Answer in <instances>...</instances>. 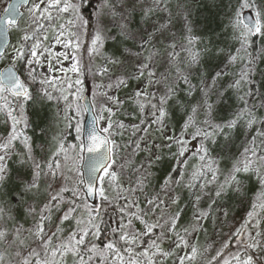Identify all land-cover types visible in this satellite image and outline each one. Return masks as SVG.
Listing matches in <instances>:
<instances>
[{
  "label": "snow or ice",
  "instance_id": "snow-or-ice-1",
  "mask_svg": "<svg viewBox=\"0 0 264 264\" xmlns=\"http://www.w3.org/2000/svg\"><path fill=\"white\" fill-rule=\"evenodd\" d=\"M25 3L23 24L15 4L0 16V62L8 61L0 112L10 122L0 137V264H166L172 257V264H196L211 250L199 246L206 223L219 220L223 231L232 204L248 201L253 178L259 191L207 264H264V0H228L220 30L211 28L213 17L205 34H197L191 7L177 4L174 12L171 0ZM12 29L18 38L6 52ZM85 43L89 58L100 61L91 99L80 70ZM130 82L137 87L121 99L113 90ZM129 101L137 112L124 114L136 120L138 113L137 123L115 118ZM29 102L41 122L44 109L56 107L63 128L50 140L41 123V143L29 134ZM85 112L92 113L90 127ZM176 115L178 134L170 127ZM129 130L123 144L115 139ZM13 156L16 187L8 192ZM163 162L170 166L156 190L154 168ZM110 198L123 200V219L101 244ZM66 221L75 227L65 235Z\"/></svg>",
  "mask_w": 264,
  "mask_h": 264
},
{
  "label": "trees",
  "instance_id": "trees-1",
  "mask_svg": "<svg viewBox=\"0 0 264 264\" xmlns=\"http://www.w3.org/2000/svg\"><path fill=\"white\" fill-rule=\"evenodd\" d=\"M8 0H3V3L5 5L7 4ZM177 4H187L191 7L192 10V19L194 23L198 26L196 29L197 34H205L209 32L208 28V20L216 17L217 19L214 20V22L211 24V28L215 29L216 31L220 30V23L224 19V12L227 10L228 0H171V7L173 11L175 12ZM2 12H0L1 14ZM17 34L16 31H14L13 35ZM12 41H14L12 37ZM114 48V45L111 42H108L106 44V51H112ZM90 77L87 75L84 76V82H85V95L89 96V87H90ZM132 82H130L129 87L125 88L127 93H130L132 87ZM90 97V96H89ZM31 102H29V105L26 107V111L30 114V122L32 123V128L29 129V134L33 135V139L37 144L41 143L42 141L37 139L39 136V130L37 129L36 125L37 123H41L42 126H46L49 129L48 139L50 140L54 131L53 126V105L48 106L44 109V112L46 113V118L44 121H39L37 117L34 115L35 112L38 111L37 108L31 107ZM135 110L133 112H137L136 107H134ZM4 115H0V136L6 135V133H9L10 131V122H6V119L3 117ZM146 118H148L146 116ZM139 121V115L137 113V119L133 120V123H137ZM180 124H181V118L179 115H176L173 117L172 122L170 124V127H174L176 130V133L178 134L180 131ZM130 136V133H129ZM128 136V139H129ZM132 139H135V137H132ZM18 143V142H17ZM191 147V146H190ZM165 154H167L168 150L164 151ZM16 157L13 156L11 160L8 161L9 168L12 171V179H10L9 184L7 186V191L11 192L15 187L14 178L16 176L18 165L15 163ZM170 166V162H163L159 166L154 168V178H153V187L158 188L160 183H162L163 176L167 173L168 168ZM257 190V182L253 178L248 182V201L244 203L243 206L239 205L238 203H233L230 214H229V222L236 221L237 223H241L242 219L244 217L245 210L250 207V201L254 199L255 194ZM68 196V195H66ZM5 198V196H0V199ZM14 203V201H12ZM186 202V197L185 201ZM123 200H117L115 203L111 205L110 208L106 209L103 214H101L102 222L100 223V227L102 230L101 238L99 243H103L107 241L108 239H111V230L113 228H118L120 225L121 220L123 219L120 207L123 205ZM64 207L63 205L61 206ZM60 213H56V215L53 217V224L58 222V217ZM212 225L213 223L211 221L207 222L205 227L208 229L206 233L199 235V242L205 243L207 240V234H211L212 232ZM27 226V225H26ZM71 226H73V221H67L63 227L65 228V235L68 231H70ZM235 246H230L229 250H226V254L228 251H235Z\"/></svg>",
  "mask_w": 264,
  "mask_h": 264
},
{
  "label": "rangeland",
  "instance_id": "rangeland-1",
  "mask_svg": "<svg viewBox=\"0 0 264 264\" xmlns=\"http://www.w3.org/2000/svg\"><path fill=\"white\" fill-rule=\"evenodd\" d=\"M5 7H6V5H5V3H3V0H0V12H3L4 11V9H5ZM30 7V6H29ZM28 7V8H29ZM28 8L24 11V17H23V20L21 21V23L20 24H23L24 23V21L27 19V17H28ZM12 32L14 33V31L12 30ZM13 33H12V37H13V39H14V41H12L11 42V45L12 44H15L16 43V41H17V38H18V33L17 34H15V35H13ZM10 45V46H11ZM87 43H85L84 45H83V48H82V50H81V64H80V70H81V72L83 73V77L85 76H89L90 77V79H91V81H90V87H89V96H90V98L92 97V93H93V91H95L96 89H95V85L97 84V83H99V82H101V78L100 77H96V76H94L93 75V72L95 71V68L99 65V63H100V61L98 60V59H90L89 58V56L87 55V52L86 51H84V49H86L87 48ZM63 49L59 46V45H57L56 46V48H55V51H57V52H59V51H62ZM11 51V47L7 50V52H10ZM55 63V62H54ZM70 64H71V60H69V61H64V63H63V67H65V68H67V67H69L70 66ZM8 66V61L7 60H5V61H3V62H0V72H2V70L5 68V67H7ZM56 75H61L60 73H56ZM69 77H71V78H73V79H75V76H76V74H74V73H68L67 74ZM132 87L133 88H135V87H137V85L134 83V82H132ZM122 90H125V88H122V89H120L118 92H116V90L114 89L113 91L121 98V99H124L129 93H127L126 91H122ZM110 95L111 94H113L112 92H110L109 93ZM97 99L98 100H100V99H103L102 97H97ZM54 106V105H53ZM26 107H27V105H26ZM61 107H62V105H61ZM134 107H136L135 105H133L130 101L129 102H126L125 103V105H124V108L121 110V112H117V117H115V118H119V119H121V120H123L124 121V123L125 124H130V123H133V120H131L127 115H125L124 113L125 112H133L134 110H135V108ZM53 126H54V131H53V134H52V136L53 135H56V134H58L59 133V131L63 128V122L62 121H60L59 120V118L57 117V115H56V112H57V109H56V107L54 106L53 107ZM0 115H4V113H2V112H0ZM82 116H83V121H84V113L82 114ZM5 119H6V117H5V115L3 116ZM114 118V119H115ZM58 124H59V127H58ZM100 126H103V123H101V125ZM149 132L151 133V129L149 130ZM129 133H131V130H129ZM8 133H6V135H7ZM6 135H4V136H6ZM3 135L2 136H0V137H4ZM128 136H129V134H127V135H125V137H123V138H121V137H119V136H117V137H115V139L118 141V142H120L121 144H123L124 143V141L125 140H128ZM67 139H68V141L70 142V143H75L76 141L74 140V137H73V135H69L68 137H67ZM155 143H161V141L159 140V139H155V141H154ZM142 147H143V144L141 145ZM165 150H168V149H163V151H165ZM165 153V152H164ZM120 157H124L125 156V152H120ZM146 154L145 153H140V155L139 156H136V157H134V160L135 161H137V162H139V161H142L143 160V157L145 156ZM81 163H82V161H81ZM117 163L119 164L120 163V160H119V158L117 159ZM192 163V161H189V164H191ZM81 168V167H80ZM159 188V187H158ZM158 188H156V187H153V189H156V190H158ZM259 191V185H258V183H257V190H256V193ZM65 195H70V194H68V193H65ZM117 200H115L114 198H110V201L109 202H104L103 203V208H104V210L102 211V213L101 214H103V212L106 210V209H108V208H110L111 207V205L113 204V203H115ZM95 203H99V201H96ZM65 207V206H64ZM62 213H60V215H61ZM189 215V213H185V216L184 217H182V221H181V223H184V222H186V220H187V216ZM211 221V220H210ZM236 221H238V220H236ZM236 221H233L232 223L231 222H229V219L225 222V224H224V226H223V231H221V229H220V227H219V220H216L215 221V224H213L212 225V232H211V234H207V240L205 241V243L203 244V243H200L199 242V246L201 247V251L203 250V248L204 247H208V246H211V250H210V252L209 253H207V254H204V255H202L201 257H199L198 259H197V261H196V264H207V258H208V256L209 255H214L215 254V251L216 250H218L220 247H221V245H222V242L224 241V240H226V239H228V236H229V234H230V232H231V230H232V228L234 227V226H238L239 225V223H237ZM67 222V221H66ZM65 222V223H66ZM212 222V221H211ZM57 223V222H56ZM56 223H52V227H53V230H54V228H55V224ZM213 223V222H212ZM136 226L139 228V227H142V226H140L139 224H138V222L136 223ZM75 227V224H74V222H73V226H71V229H70V231L73 229ZM106 242V241H105ZM97 243H99V241H97ZM102 244V243H101ZM165 247L167 248L168 247V245H165ZM177 252H178V254H182V253H180V250H177ZM172 260H175V257H172V258H170L167 262H166V264H172Z\"/></svg>",
  "mask_w": 264,
  "mask_h": 264
},
{
  "label": "water",
  "instance_id": "water-1",
  "mask_svg": "<svg viewBox=\"0 0 264 264\" xmlns=\"http://www.w3.org/2000/svg\"><path fill=\"white\" fill-rule=\"evenodd\" d=\"M13 4L17 5V8H18L17 20H18V22H20V20L23 17V9L27 8L30 5V3H25V0H10L6 9L10 5H13ZM4 12L1 14V16L4 14ZM10 31H9L8 37H7L8 45H10V43H11ZM0 41H3V37H0ZM6 49L7 48H5L4 51H6ZM82 103H84V102L82 101ZM84 123H85L86 127L91 126V124H92V113L91 112H85ZM81 172L84 173L85 179H87V176H88L87 154H85V159H84V161H82ZM90 201H91V198H90ZM91 202L95 203L96 201H91Z\"/></svg>",
  "mask_w": 264,
  "mask_h": 264
}]
</instances>
